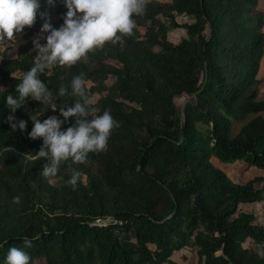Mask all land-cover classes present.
<instances>
[{
    "label": "trees",
    "instance_id": "obj_1",
    "mask_svg": "<svg viewBox=\"0 0 264 264\" xmlns=\"http://www.w3.org/2000/svg\"><path fill=\"white\" fill-rule=\"evenodd\" d=\"M259 4L147 0L143 14L133 16L132 34L89 51L71 67L39 73L52 99L26 98L11 113L5 97L18 95L16 85L32 66L33 37L44 20L38 14L31 27L15 34L28 43L15 58L6 48L0 60V264L9 247H24L25 237L32 240L25 248L30 264H177L172 257L184 249L196 253L197 264H264L257 251L264 247V224L241 208L264 201V187H258L264 178L234 183L217 165L244 161L264 170ZM40 11L58 28L67 9L62 0H41ZM180 29L186 37L175 44L170 34ZM81 73L87 94L99 96L92 105L97 114L110 111L119 126L104 150L90 152L83 163L64 161L56 175L44 177L46 159L25 157L42 143L27 135L30 117L43 120L73 106L79 97L68 94L70 82ZM61 86L67 90L63 97ZM201 89L181 120L176 99ZM9 114L17 124L28 122L23 132L11 130ZM74 169L81 172L75 188L68 183ZM17 195L19 204L13 203ZM99 220L109 223L96 225Z\"/></svg>",
    "mask_w": 264,
    "mask_h": 264
},
{
    "label": "clouds",
    "instance_id": "obj_2",
    "mask_svg": "<svg viewBox=\"0 0 264 264\" xmlns=\"http://www.w3.org/2000/svg\"><path fill=\"white\" fill-rule=\"evenodd\" d=\"M55 0H47L54 4ZM67 11L63 15V23L57 28L51 23V18L40 11L41 0H0V37L14 40L15 34L31 27L40 18L44 20L41 32L47 33L46 42L40 39L32 41L35 55L32 66L23 74L16 85L17 96L9 94L5 104L15 113L26 98L49 102L52 93L39 78V73H45L53 66L71 67L78 61L87 58L89 51L101 48L106 42L116 43L122 35H130L135 28L134 15L143 14L147 0H62ZM73 97H79L71 107H60L59 115H50L41 120L38 115L30 117L33 126L27 133L30 139L42 138V143L34 155L26 154L28 159H46L40 174L44 177L54 176L62 162L83 163L90 152H100L107 147L112 130L118 127V122L108 110L97 114L93 107L94 98L87 94V82L84 74L73 76L70 82ZM66 88L61 86L58 95L63 97ZM48 106L55 111V103ZM62 117V118H61ZM74 117L70 126L62 125ZM91 117V118H89ZM16 117L9 114L7 122L12 131L17 128L24 131L27 121L13 122ZM81 177L78 169L72 171L68 183L74 188ZM21 197H13V203L19 204ZM33 236L32 239H38ZM32 240L23 238L24 247L8 248L3 264H30V255L25 248L31 247Z\"/></svg>",
    "mask_w": 264,
    "mask_h": 264
},
{
    "label": "rangeland",
    "instance_id": "obj_3",
    "mask_svg": "<svg viewBox=\"0 0 264 264\" xmlns=\"http://www.w3.org/2000/svg\"><path fill=\"white\" fill-rule=\"evenodd\" d=\"M157 1L163 2V3L171 2V0H157ZM259 8L264 13V0H260ZM178 21H180L182 23H188V22L190 23L192 20L188 19L186 17H179ZM139 30L141 32H144L145 29L139 28ZM46 36H47V33L41 32V31L37 32V34H36V38L40 39V43L44 42ZM184 37H186V32L184 30H181V29L175 30V31L171 32V34H170V40L175 44L178 43ZM26 43H28V41L25 40L23 38V35H21V34L19 36H17L16 38H14L13 42L6 41L2 37H0V60H1V53L6 48L9 49V51H8L9 57H12V58L17 57L19 47L25 45ZM259 78L262 79L260 99L264 100V59L262 61L261 70L259 73ZM98 97L99 96L94 97V102H96ZM186 99H187V97H182V98L176 99L177 105L182 107ZM261 116L264 117V113H261ZM243 124H244V122L237 123L235 125V132H238L241 129V127L243 126ZM215 163H218V162L215 161ZM217 165L219 166L220 169H222L223 171L226 172V174L229 176V178L234 183L245 184V183L255 179L256 177H263L264 178V170L252 167L251 165H249L248 163H246L244 161H238V162H235L233 164L226 165V166L223 164L222 165L217 164ZM52 182L57 183V180L52 179ZM258 187H264V183L258 184ZM241 208H242V210H246L248 212L254 213L257 216L258 221L264 224V201L254 203L252 205L242 206ZM257 251L261 255H264V247H258ZM191 253H192V251L190 249H184L179 254H176L175 258H177L178 261H182V260L185 261L186 259L192 257ZM193 255H196V254L194 253ZM36 264H44V263H43V261H38Z\"/></svg>",
    "mask_w": 264,
    "mask_h": 264
},
{
    "label": "crops",
    "instance_id": "obj_4",
    "mask_svg": "<svg viewBox=\"0 0 264 264\" xmlns=\"http://www.w3.org/2000/svg\"><path fill=\"white\" fill-rule=\"evenodd\" d=\"M150 1V0H149ZM169 3V2H168ZM37 34V33H36ZM36 34L34 35V37L33 38H35L36 39ZM22 35V34H21ZM242 206H246V205H242ZM241 206V207H242ZM244 211H246V210H244ZM246 212H248V211H246ZM248 245V244H247ZM183 251V250H182ZM181 252V251H180ZM180 252H177V253H175L174 255H173V257H172V260L175 262V263H177V264H197L198 263V257L196 256V255H193L195 252H193L192 251V257H190V258H188V259H186L185 261H178V259L177 258H175L176 257V254H179ZM196 254V253H195ZM220 254V253H219ZM196 256V257H195Z\"/></svg>",
    "mask_w": 264,
    "mask_h": 264
},
{
    "label": "water",
    "instance_id": "obj_5",
    "mask_svg": "<svg viewBox=\"0 0 264 264\" xmlns=\"http://www.w3.org/2000/svg\"><path fill=\"white\" fill-rule=\"evenodd\" d=\"M201 91H202V89L199 90V91H197V92H195L194 94H192L190 97H188V98L185 100L183 106L181 107V120H183V118H184L185 108H186L187 104H188L193 98H196V97L201 93ZM95 224H97V222H96Z\"/></svg>",
    "mask_w": 264,
    "mask_h": 264
},
{
    "label": "built area",
    "instance_id": "obj_6",
    "mask_svg": "<svg viewBox=\"0 0 264 264\" xmlns=\"http://www.w3.org/2000/svg\"><path fill=\"white\" fill-rule=\"evenodd\" d=\"M96 223V222H95ZM107 223H109V222H107V221H101V220H99V221H97V224L96 225H101V226H105V225H107Z\"/></svg>",
    "mask_w": 264,
    "mask_h": 264
}]
</instances>
